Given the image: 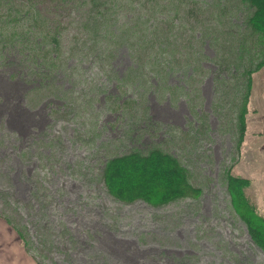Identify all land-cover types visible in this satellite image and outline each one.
Returning a JSON list of instances; mask_svg holds the SVG:
<instances>
[{
  "label": "rangeland",
  "instance_id": "1",
  "mask_svg": "<svg viewBox=\"0 0 264 264\" xmlns=\"http://www.w3.org/2000/svg\"><path fill=\"white\" fill-rule=\"evenodd\" d=\"M254 11L250 0H0V96L16 83L33 113L18 123L17 100L0 104V217L37 264H264L227 187L229 173L248 181L264 216ZM153 150L199 198L152 207L108 192L111 159Z\"/></svg>",
  "mask_w": 264,
  "mask_h": 264
},
{
  "label": "trees",
  "instance_id": "2",
  "mask_svg": "<svg viewBox=\"0 0 264 264\" xmlns=\"http://www.w3.org/2000/svg\"><path fill=\"white\" fill-rule=\"evenodd\" d=\"M250 3L255 11L248 22L255 31L264 35V0H250ZM260 65H264V61ZM5 80L8 81V78H0L1 82ZM11 84L14 87L4 85V97L0 96V104L7 106L15 98L17 105L12 109L14 119L17 116V122H27L33 113L23 106L19 86ZM178 164L174 157L160 150H153L147 155L126 154L108 162L104 167L103 181L108 192L126 204L144 202L152 207H161L184 197L199 198L201 190L188 182L185 171ZM227 182L234 211L247 227L252 242L264 251V216L256 211L253 202L245 195L248 181L229 173Z\"/></svg>",
  "mask_w": 264,
  "mask_h": 264
},
{
  "label": "crops",
  "instance_id": "3",
  "mask_svg": "<svg viewBox=\"0 0 264 264\" xmlns=\"http://www.w3.org/2000/svg\"><path fill=\"white\" fill-rule=\"evenodd\" d=\"M0 264H37L26 250L18 231L0 217Z\"/></svg>",
  "mask_w": 264,
  "mask_h": 264
}]
</instances>
